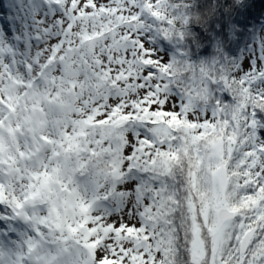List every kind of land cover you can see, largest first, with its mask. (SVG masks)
<instances>
[{"label": "snow or ice", "instance_id": "6c2138e0", "mask_svg": "<svg viewBox=\"0 0 264 264\" xmlns=\"http://www.w3.org/2000/svg\"><path fill=\"white\" fill-rule=\"evenodd\" d=\"M247 8L0 0V264H264Z\"/></svg>", "mask_w": 264, "mask_h": 264}, {"label": "trees", "instance_id": "16d2710c", "mask_svg": "<svg viewBox=\"0 0 264 264\" xmlns=\"http://www.w3.org/2000/svg\"><path fill=\"white\" fill-rule=\"evenodd\" d=\"M248 8L247 12H250L254 17L257 18L256 23L264 22V0H247ZM194 24L203 23V20L197 22L193 20Z\"/></svg>", "mask_w": 264, "mask_h": 264}]
</instances>
